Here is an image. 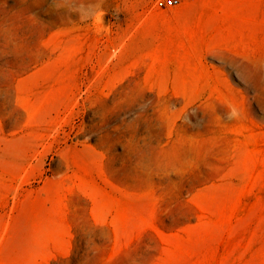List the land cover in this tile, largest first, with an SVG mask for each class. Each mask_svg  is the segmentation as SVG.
<instances>
[{"label": "rangeland", "instance_id": "rangeland-1", "mask_svg": "<svg viewBox=\"0 0 264 264\" xmlns=\"http://www.w3.org/2000/svg\"><path fill=\"white\" fill-rule=\"evenodd\" d=\"M156 1L0 0V264H264V0Z\"/></svg>", "mask_w": 264, "mask_h": 264}, {"label": "clouds", "instance_id": "clouds-1", "mask_svg": "<svg viewBox=\"0 0 264 264\" xmlns=\"http://www.w3.org/2000/svg\"><path fill=\"white\" fill-rule=\"evenodd\" d=\"M57 8H65L69 13H75L81 23L91 22L94 26L103 22L105 10L103 0H54ZM239 113L234 106L229 105L226 119H235Z\"/></svg>", "mask_w": 264, "mask_h": 264}, {"label": "built area", "instance_id": "built-area-1", "mask_svg": "<svg viewBox=\"0 0 264 264\" xmlns=\"http://www.w3.org/2000/svg\"><path fill=\"white\" fill-rule=\"evenodd\" d=\"M156 3L158 7H165L175 4L176 0H171V2L170 0H157Z\"/></svg>", "mask_w": 264, "mask_h": 264}, {"label": "snow or ice", "instance_id": "snow-or-ice-1", "mask_svg": "<svg viewBox=\"0 0 264 264\" xmlns=\"http://www.w3.org/2000/svg\"><path fill=\"white\" fill-rule=\"evenodd\" d=\"M170 2H171V0H170Z\"/></svg>", "mask_w": 264, "mask_h": 264}]
</instances>
